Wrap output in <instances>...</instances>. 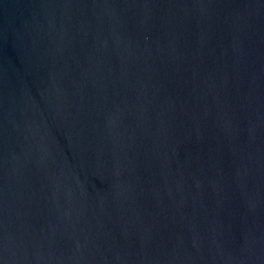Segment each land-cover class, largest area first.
Wrapping results in <instances>:
<instances>
[{"label":"water","instance_id":"95a60500","mask_svg":"<svg viewBox=\"0 0 264 264\" xmlns=\"http://www.w3.org/2000/svg\"><path fill=\"white\" fill-rule=\"evenodd\" d=\"M0 264H264V0H0Z\"/></svg>","mask_w":264,"mask_h":264}]
</instances>
